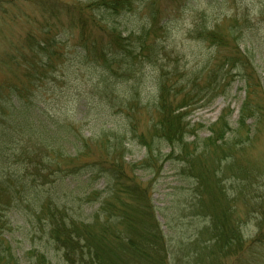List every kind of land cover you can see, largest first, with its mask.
<instances>
[{
  "label": "trees",
  "instance_id": "obj_1",
  "mask_svg": "<svg viewBox=\"0 0 264 264\" xmlns=\"http://www.w3.org/2000/svg\"><path fill=\"white\" fill-rule=\"evenodd\" d=\"M132 5L133 0H87L83 5L72 4L78 13L68 15L74 21L70 27L81 30L75 41L78 64L99 69L98 95L129 119V126L121 132L103 131L98 138H77L72 144L68 142L69 127H62L54 118L44 120L37 113L40 101L36 92L54 81L68 60L71 38H63L68 34L57 32V25L47 22L40 32L29 33L24 47L10 58V63L25 69V82L0 86V264L24 263L6 236L11 215L23 211L45 225L52 258L61 264H171L170 245L151 189L136 175L138 169L159 174L164 158L177 161L182 165L180 176L195 182L190 215L210 221L187 249L184 264H264V203L253 208L262 218L257 220L256 236L247 240L243 233L246 223L237 204L241 196L235 197L234 188L225 185L238 178L252 186L255 180L239 161L257 138L255 127L264 123L263 76L258 71L264 65L261 28L246 16L245 30L233 19L232 27L224 31L218 25L211 27L203 13L196 33L213 48H230L231 52L211 68L191 74L165 73L157 64L160 47L147 48L149 28H143L132 43L119 30V17L130 12ZM258 14L263 20L264 4ZM94 31L104 33L107 40L98 39ZM139 54L145 56V62L136 59ZM145 63L162 71L155 96L145 94V78L138 73ZM236 78L246 95L237 127H232V112H224L209 127V136L199 137L188 121L193 107L202 102L211 105L225 96ZM122 83L128 89L127 96L120 99L116 89ZM145 108L152 109L153 115L146 132L140 133L131 113ZM129 135L147 151L139 165L127 162ZM165 148L170 149L167 156L163 155ZM83 178L88 190L83 195L73 193L64 201L57 193L53 197L46 192L49 186L57 190L64 181ZM98 184H103L101 190L94 189ZM256 199L264 202V198ZM88 205H98V209L87 215ZM25 264L54 262L45 252L30 251L25 254Z\"/></svg>",
  "mask_w": 264,
  "mask_h": 264
},
{
  "label": "rangeland",
  "instance_id": "obj_2",
  "mask_svg": "<svg viewBox=\"0 0 264 264\" xmlns=\"http://www.w3.org/2000/svg\"><path fill=\"white\" fill-rule=\"evenodd\" d=\"M13 1L0 5V86L25 82L23 77L25 69L10 63V58L17 54V50L24 47V40L29 33L40 32L43 26L50 22L57 25V32L68 34L63 38H71V41L67 42L68 60L66 59L60 71L56 72V79L49 81L39 92H36L40 101V110L37 112L39 116L44 120L54 118L62 127H69L71 133L68 142L72 144L77 138H98L103 131L121 132L127 129L129 126L127 115L122 114L119 108H111V105L96 91L100 76L99 69L78 64L80 58L77 56L79 51L75 48L77 46L75 41L79 39L81 30L70 27L74 21L71 22L68 15L72 11L77 12L72 4L83 5L87 0H36L43 3L41 5L33 0ZM263 4L264 0H143L142 2L133 0L130 12L118 19L121 26L119 30L121 33L124 32V36L131 38L132 43L138 40L143 28H149L147 48L160 47L157 64L163 66L165 73H175L177 70L182 74H191L207 67L211 68L218 58L231 52L230 48L223 50L213 48L209 40L204 41L196 33V25L201 21V14L207 16L205 21L211 24V27L218 25L224 31L232 27L233 19L245 30L246 16H248L253 26L261 28L264 37V17L261 20L258 16ZM94 34L98 39L107 40L104 33L94 31ZM73 37L75 38L72 40ZM144 55L147 56L146 51ZM144 55L139 54L136 59L145 62ZM258 71L263 76L264 85V65H259ZM138 73H143L145 78V94L155 96L156 82L162 71L145 63L144 67L140 65ZM240 82L238 78L232 81L230 88L227 87L229 89L226 95L219 96L211 105L202 102L193 107L188 121L196 129L199 137H208L209 127L214 125L224 112H232L230 121L233 128L237 127L240 110L246 99L244 85ZM125 84L122 83L116 89L120 99L127 96L128 85ZM142 99L145 103L144 95ZM144 103L141 101V105ZM151 114L152 109L146 110V108L135 111V115L131 113L132 119L139 125L140 133L146 132ZM255 129L257 138L249 150L247 149V154H243L239 161L245 167L244 170L250 171L254 176L255 180L251 181L253 185L241 182L238 178L225 182L226 187L234 188L232 194L235 197L238 194L241 198L245 197L243 202L240 198L237 204L239 216L246 223L243 225V233L247 240L256 236V223L262 218L260 212H254L253 208L264 203L256 199L264 198V123ZM130 137L129 135L127 162L139 165L145 160L147 151ZM68 147L72 148L70 154H74L73 147L71 145ZM169 153L170 149H163V155L167 156ZM160 166L159 174L138 169L136 175L151 189L158 220L170 245L171 264H182V260L184 264L188 256L187 249L192 242L201 237L200 233L210 221L190 215L192 210L190 202L195 182L180 176L182 165L164 158ZM84 181L85 178L79 182L64 181L57 190H51L49 186L46 192L53 197L57 193L65 201L68 200L66 196L73 193L83 195L88 191ZM102 188L103 184H98L94 189ZM97 209L98 205H88L85 212L90 215ZM31 215L25 211L11 215V224L6 236L15 255L25 264V254L30 251L45 252L54 264H61L58 258H52L53 247L47 242L45 225H39L36 218Z\"/></svg>",
  "mask_w": 264,
  "mask_h": 264
}]
</instances>
